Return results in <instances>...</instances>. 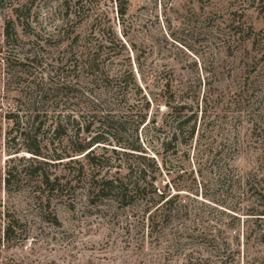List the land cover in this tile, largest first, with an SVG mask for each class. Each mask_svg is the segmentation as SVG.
<instances>
[{
	"label": "rangeland",
	"instance_id": "1",
	"mask_svg": "<svg viewBox=\"0 0 264 264\" xmlns=\"http://www.w3.org/2000/svg\"><path fill=\"white\" fill-rule=\"evenodd\" d=\"M59 3L1 0L0 50L6 20L14 21L25 51L45 57L69 47L93 50L108 40L106 49L114 54L109 69H124L129 58L145 91L160 96L162 114L165 101L198 102L205 108L198 116L197 131L203 133L198 148L206 149L209 159L199 155L191 162L183 148L175 153L171 147L162 154L159 173L141 161L157 193H179L188 206L187 218L170 220L153 235L142 225L141 204L126 209L107 200L89 205L81 192L72 210L53 200L40 215L26 181L9 192L4 188L14 155L6 147L1 111L0 215L26 221L29 238L1 240L0 264H264V216L259 215L264 214V0H70L64 28L70 37L78 36L71 44L58 33L63 25ZM24 14L28 18L18 23L16 15ZM165 82L170 91L163 94ZM154 111L155 105L149 112ZM156 117L160 125L161 115ZM141 137L155 149L164 139L152 127ZM198 183V197L171 189L193 191ZM201 193L207 195L202 200ZM211 202L233 212L225 216ZM53 214L58 226L49 222ZM2 223L0 216V231Z\"/></svg>",
	"mask_w": 264,
	"mask_h": 264
},
{
	"label": "trees",
	"instance_id": "2",
	"mask_svg": "<svg viewBox=\"0 0 264 264\" xmlns=\"http://www.w3.org/2000/svg\"><path fill=\"white\" fill-rule=\"evenodd\" d=\"M59 1L63 25L57 27L58 33L62 31L71 44L78 36L70 37L65 31L70 0ZM32 3L27 0L28 5ZM21 8L16 7L14 12ZM118 13L124 15L121 9ZM23 16L26 14L16 15V21L21 23L22 18H28ZM108 42H99L93 50L74 51L69 47L56 56L48 53L45 57L33 50L25 51L14 21L4 22L0 69L5 101L0 103V112L7 123L6 147L14 155L5 172L4 188L9 192L14 184L19 186L26 181L40 215L48 212L53 200L65 202L72 210L80 192L89 205L104 200L121 209L141 204L142 225L153 235L158 229L163 231L168 221L187 218L188 206L179 193H157L154 177L148 175L146 168L150 166L159 173L164 165L162 154L171 147L175 153L183 148V155L191 162L197 161L199 155L209 159V152L198 148L203 136L197 131L198 116L202 117L205 108L198 102L165 101L166 113L162 114V102L157 99L160 96L145 91L131 70L129 58L124 69H109L114 54L106 49ZM161 88L163 94L170 91L168 82ZM154 105L155 111L150 113ZM157 115H161L160 125L156 124ZM148 127L164 137L159 149L149 147V141L141 137ZM141 161L150 165L145 167ZM171 189L193 197L201 192L200 183L193 191L189 187ZM206 196L201 193V200ZM211 203L220 207L225 216L233 212L224 203ZM0 216V242L27 241L26 221L8 213ZM49 222L59 225L54 214Z\"/></svg>",
	"mask_w": 264,
	"mask_h": 264
}]
</instances>
